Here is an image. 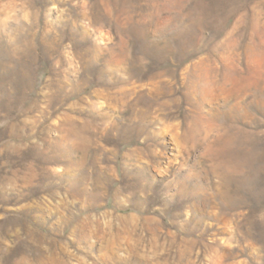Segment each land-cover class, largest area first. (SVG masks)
<instances>
[{"label": "rangeland", "instance_id": "374dc122", "mask_svg": "<svg viewBox=\"0 0 264 264\" xmlns=\"http://www.w3.org/2000/svg\"><path fill=\"white\" fill-rule=\"evenodd\" d=\"M0 264H264V0H0Z\"/></svg>", "mask_w": 264, "mask_h": 264}]
</instances>
